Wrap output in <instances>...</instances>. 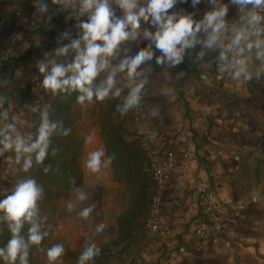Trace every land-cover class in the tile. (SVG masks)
I'll return each instance as SVG.
<instances>
[{"label":"crops","instance_id":"crops-1","mask_svg":"<svg viewBox=\"0 0 264 264\" xmlns=\"http://www.w3.org/2000/svg\"><path fill=\"white\" fill-rule=\"evenodd\" d=\"M112 6L120 16L118 6L114 2ZM175 7L193 10L190 3H178ZM208 7L206 0L198 4L197 16ZM33 10L37 11L38 25L26 37V44H14L6 31H0V48L10 55L0 68V127L14 121L21 134L36 130L40 120L41 109L34 105L27 83L36 59L70 62L75 51L70 49L66 56L57 57L59 47L50 41L59 28L69 30L79 21L73 10L61 9L50 0L47 14L39 13L33 0H0V28L25 30ZM235 15V8L230 6L229 18ZM141 24L137 35L122 43L113 65L119 63L125 49L148 45L144 27L154 29L147 19H142ZM199 48L197 45L189 50L184 62L171 68L155 63L159 50L153 45V60L141 66L145 68L147 83L140 103L142 109L134 111L136 125L150 129L155 146L173 154L175 168L167 182L161 229L152 238L146 227L142 248L135 255L136 264H264V75L258 80L235 81L226 74L218 82L214 54L209 52L205 60L197 61L195 53ZM128 75L125 71L118 73L117 78L123 83ZM84 104H74L76 118L85 125L84 131L78 130L83 138L78 158L80 175L56 198L53 244H63L65 251L55 264L78 257L89 236L103 240V234L115 232L119 216L133 203L131 192L136 191L133 180H122L117 174L114 158L96 172L85 166L88 153L101 144L106 153L111 151L105 133L96 123L99 117L84 113ZM89 135L93 140L86 142ZM147 168L150 170L149 165ZM20 171L12 151L0 154V198L12 189ZM199 181L213 191L218 201L247 203L244 214L226 232L212 234L207 241L194 233V227L208 222L206 206L196 189ZM153 191L152 177V195ZM80 192L87 194L86 200H78ZM68 204L73 205L71 210ZM86 206L93 211L84 219L78 213ZM3 215L0 212V227L5 221ZM101 223L106 227L97 233L95 228ZM43 260V264H49L46 255Z\"/></svg>","mask_w":264,"mask_h":264},{"label":"clouds","instance_id":"clouds-1","mask_svg":"<svg viewBox=\"0 0 264 264\" xmlns=\"http://www.w3.org/2000/svg\"><path fill=\"white\" fill-rule=\"evenodd\" d=\"M61 9H71L81 20L79 38L56 49L55 55L66 56L69 50L75 51L70 62H59L55 58L38 63L43 74L42 87L53 94L76 92L77 102L102 101L109 97H120L118 104L122 113L137 108L142 100L147 83L145 68L154 58L157 65L176 68L184 62L189 50L200 46L195 60L203 61L209 52L214 54L216 66L235 81L260 79L264 75V0H206L208 8L199 16L196 6L204 0H50ZM113 2L121 10L117 16ZM41 14L49 12V0H33ZM178 3L189 4L192 11L176 9ZM230 6L236 15L229 18ZM142 19H147L154 30L144 27L143 35L149 41L146 47L134 50L125 49L118 64L113 65L117 52L123 42L135 37L142 27ZM67 37L68 33H64ZM255 62H259L256 64ZM150 70V69H149ZM128 72L127 79L121 83L118 73ZM103 74V78H100ZM119 85V86H118ZM123 94V95H122ZM6 118V114H3ZM156 115L155 112L152 113ZM60 127L49 119L48 108L40 110V122L35 134H21L14 121L0 127V154L12 151L15 163L27 172L33 161L42 163L48 155L50 137ZM68 129H64L67 135ZM93 140L92 135L86 142ZM115 156L105 152L101 144L88 153L85 166L93 172L101 169ZM48 169L45 168V172ZM43 188L34 178L18 180L12 189L0 198V212L9 222L11 238L0 247V259L7 264H28L29 246L38 245L48 235L42 230L46 216L41 217L38 201L43 196ZM87 194L78 193V200L84 201ZM257 199L256 194L252 196ZM71 210L73 205L68 204ZM93 208L84 207L78 215L87 219ZM25 223L30 224L27 240L21 235ZM106 225L96 226L97 233ZM65 249L57 243L46 251L49 264L61 257ZM101 249L92 236L82 247L77 264H85L99 256Z\"/></svg>","mask_w":264,"mask_h":264},{"label":"rangeland","instance_id":"rangeland-1","mask_svg":"<svg viewBox=\"0 0 264 264\" xmlns=\"http://www.w3.org/2000/svg\"><path fill=\"white\" fill-rule=\"evenodd\" d=\"M100 78H103V74ZM77 95L78 93L76 92L75 94L74 92H57L53 94V98L56 96L60 99L63 98L65 114L60 119L55 118L53 120L60 125L50 137V148L52 149L51 152L54 157L53 160L55 165L53 166L52 177H47V179L53 183L52 189L54 195L51 196L49 192H46L41 200V214H45L47 217L42 230L47 231L48 235L40 244L35 245L32 251H30V256L34 260V264H43V255L45 257L47 249L54 245L53 242L56 240L54 232V215L58 208L56 199L58 194L64 190H68L72 182H74V180L76 181L77 176L80 175L78 158L83 147V138L81 134L78 133V130L84 131L85 125H82L80 120L78 121L76 118L74 104L77 101ZM120 99V97H109L102 101H96L94 99L93 102H86V104L82 106L84 113H90L91 115L99 117L96 123H98V126L101 127L106 135V145L111 152L115 153V170L117 174L122 180H133L134 183H136V191L131 192L133 203L119 216L118 229L107 235L103 234V240L94 239V242L100 249L116 248L111 255L108 254V257L103 260L102 264H111L117 259L118 261L114 264H119L124 261L128 252L133 251L132 249L134 247L136 254L142 248L146 231V218L149 212V204L152 195V176L150 170L147 168L148 163L143 152L144 150H142L138 142L135 109L126 114L122 113L118 107ZM52 111L53 109L50 105L48 112L51 113ZM64 129L69 130L67 135L64 134ZM34 161L33 166L28 172L35 166L36 163ZM25 174L26 172L21 170L17 175L15 183L23 179ZM128 216L132 217L131 225L127 229L121 228L123 219ZM6 225L9 226V222H7ZM126 230L130 235L127 241L123 242L122 240L125 238L124 232H126ZM126 249L128 250L121 255V252H124ZM80 251L78 253H80ZM77 259L78 257L68 261V259L65 258L64 264H77ZM44 263H46V261ZM85 264H90V262L86 261Z\"/></svg>","mask_w":264,"mask_h":264},{"label":"built area","instance_id":"built-area-1","mask_svg":"<svg viewBox=\"0 0 264 264\" xmlns=\"http://www.w3.org/2000/svg\"><path fill=\"white\" fill-rule=\"evenodd\" d=\"M86 19V16L80 17L78 23L69 30L59 28L56 31L55 39H51L50 41L51 45L62 47L69 44L72 39L79 38L81 29L78 25L81 20ZM37 25V11L33 10L29 13L27 28H35ZM0 31H5V29L0 28ZM64 33H68V36L66 37ZM11 40L14 44L18 42L26 44L28 42V38H26L22 32L17 30L11 31ZM120 51L121 46L116 56L120 54ZM9 58V52L6 49L0 48V68L6 65ZM40 61L44 60L36 59L35 70L29 76L27 83L34 105L40 109L45 107L49 109L51 103L47 98L50 91L42 87L41 81L43 79V74H41L38 70V63ZM225 75L226 73L221 72L219 68L215 72V78L218 82H222ZM137 109H142L141 104L137 107ZM28 134V132L24 133V135ZM31 134L34 135L35 131L31 132ZM137 138L145 152L149 169L154 180V191L151 198L149 213L146 219V227L149 236L156 238L159 230L161 229L162 205L165 192L167 190V182L175 168V158L173 154L164 153L155 146L153 141V132L150 129L143 126L139 127L137 130ZM196 189L200 199L206 206L208 222L194 227V233L204 241H207L212 234H221L226 232L232 226L234 220L240 218L247 209V203L244 200L227 202L216 200L213 191L202 181L198 182ZM131 263L136 264L135 257Z\"/></svg>","mask_w":264,"mask_h":264},{"label":"trees","instance_id":"trees-1","mask_svg":"<svg viewBox=\"0 0 264 264\" xmlns=\"http://www.w3.org/2000/svg\"><path fill=\"white\" fill-rule=\"evenodd\" d=\"M36 29L35 28H27L25 30H21V32L25 35V37H28V35L32 34ZM6 33H8L11 37V30H5ZM75 94V92H74ZM48 101H50L51 103V107L53 109V111L51 113H49V119L50 120H54L56 119H60L61 117L64 116L65 111L63 108V98H57V96L54 98L53 100V94L51 92L48 93ZM40 122V120H39ZM39 122L37 123L39 125ZM36 124L35 129L37 130L38 125ZM34 130V131H36ZM51 148L49 147L48 150V155L46 156V158L44 159V161L42 163H36L35 161V166L31 169L30 172H26L25 177L24 178H34L38 184H40L44 190L43 192V196L46 192H49L51 194V196H53V183L50 182V180L47 179V177H52V172H53V166L55 165L54 162V157L52 156V152H51ZM45 168L48 169L47 172H45ZM41 200L42 198L38 201V207L40 210V214H41ZM42 215L46 216L45 214H41V217H43ZM148 216V215H147ZM131 216L126 217L125 219H123L122 223H121V228H128L132 221H131ZM7 220L4 221L3 225L0 227V247H4L7 244V241L11 238V232L9 229V226L6 225L7 224ZM46 222L43 221V225ZM30 227V224L25 223L21 229V235H23L25 237V239L27 240V235H28V229ZM43 229V228H42ZM125 238L122 240L123 242L127 241V239L129 238V232L126 230V232H124ZM35 247V244L30 245L29 246V255H28V264H34V260L31 258L30 256V251H32V249ZM116 250V248L112 247V248H108V249H101L100 255L95 257L93 261H90V264H102L103 260L105 258L108 257V254H112L114 251ZM128 249H126L124 252L125 253ZM133 251L128 252L127 256L125 257L124 261H122L119 264H132L131 261L133 260V258L136 255V251H135V247L132 249ZM117 260H114L111 264H114ZM0 264H7V262L3 261L2 259H0ZM16 264H19V261L16 262Z\"/></svg>","mask_w":264,"mask_h":264}]
</instances>
